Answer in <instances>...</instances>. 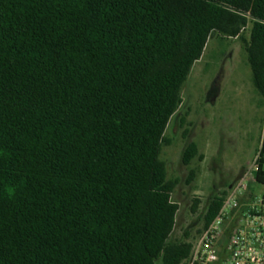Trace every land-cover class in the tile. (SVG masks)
Here are the masks:
<instances>
[{"label": "trees", "instance_id": "1", "mask_svg": "<svg viewBox=\"0 0 264 264\" xmlns=\"http://www.w3.org/2000/svg\"><path fill=\"white\" fill-rule=\"evenodd\" d=\"M213 33L242 41L264 105V0H0V264H180L160 153Z\"/></svg>", "mask_w": 264, "mask_h": 264}, {"label": "rangeland", "instance_id": "2", "mask_svg": "<svg viewBox=\"0 0 264 264\" xmlns=\"http://www.w3.org/2000/svg\"><path fill=\"white\" fill-rule=\"evenodd\" d=\"M221 48L231 55L223 64L219 93L210 102L205 93L220 66ZM181 98L165 130L169 143L162 146L160 158L165 162L167 177L179 179L172 193L179 209L170 238L191 242L202 229L208 198L226 190L241 175L257 155L263 135L264 105H259L254 92L242 41L220 40L213 33L191 68ZM190 141L197 144L201 158L197 155L185 165L181 156ZM191 171L194 176L187 183ZM194 198L199 200L196 211L191 210ZM184 231L189 232L186 238Z\"/></svg>", "mask_w": 264, "mask_h": 264}, {"label": "built area", "instance_id": "3", "mask_svg": "<svg viewBox=\"0 0 264 264\" xmlns=\"http://www.w3.org/2000/svg\"><path fill=\"white\" fill-rule=\"evenodd\" d=\"M257 156L225 190L180 264H264V165L259 168Z\"/></svg>", "mask_w": 264, "mask_h": 264}, {"label": "flooded vegetation", "instance_id": "4", "mask_svg": "<svg viewBox=\"0 0 264 264\" xmlns=\"http://www.w3.org/2000/svg\"><path fill=\"white\" fill-rule=\"evenodd\" d=\"M218 55H220V66L218 67L217 73L208 82V86L205 93V98L207 101H213L217 95L216 90L219 89L220 79L222 77L223 64L229 60L231 52H226L225 49H218Z\"/></svg>", "mask_w": 264, "mask_h": 264}]
</instances>
